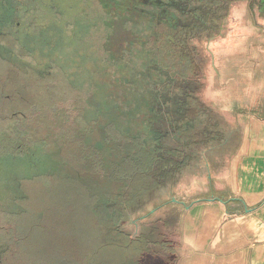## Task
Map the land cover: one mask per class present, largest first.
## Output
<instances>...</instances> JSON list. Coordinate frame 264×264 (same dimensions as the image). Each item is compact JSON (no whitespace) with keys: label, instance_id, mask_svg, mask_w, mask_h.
I'll return each mask as SVG.
<instances>
[{"label":"trees","instance_id":"obj_1","mask_svg":"<svg viewBox=\"0 0 264 264\" xmlns=\"http://www.w3.org/2000/svg\"><path fill=\"white\" fill-rule=\"evenodd\" d=\"M210 2L47 0L28 7L46 31L27 39L36 44L33 69L24 74L11 60L1 68L21 84V103L35 110L18 154L0 155L21 176V211L4 215L24 219L4 264H175L172 241L162 255L120 223L130 205L181 169L160 168L155 123L164 92L193 75L190 7ZM182 110L175 137L204 143L211 110L193 95ZM2 234L10 240L7 229Z\"/></svg>","mask_w":264,"mask_h":264},{"label":"crops","instance_id":"obj_2","mask_svg":"<svg viewBox=\"0 0 264 264\" xmlns=\"http://www.w3.org/2000/svg\"><path fill=\"white\" fill-rule=\"evenodd\" d=\"M190 10L195 68L177 95L209 107L211 137L178 140L175 116L185 111L163 106L155 123L160 168L181 169L125 218L136 210L142 234H154L163 253L172 241L176 264H264V2L211 0Z\"/></svg>","mask_w":264,"mask_h":264},{"label":"rangeland","instance_id":"obj_3","mask_svg":"<svg viewBox=\"0 0 264 264\" xmlns=\"http://www.w3.org/2000/svg\"><path fill=\"white\" fill-rule=\"evenodd\" d=\"M46 3L47 0H0V155L2 152L7 153L12 148L11 152L18 154L16 150H20V141H27L24 131H28V128L32 127L31 118L35 113L33 107L30 108L23 104V102L21 103V97L24 96L21 84H14L13 80L1 72V68H4V60H11L13 67L19 69L24 74L30 73V69H33V62L35 61L33 59L35 58L33 51L36 49V44L30 45L27 39L36 31H43L42 34L46 31L45 28L37 26L35 19L36 11H29V9L36 4V9H41ZM37 11L40 12V10ZM23 37H26L25 40ZM178 85L179 81L174 82L173 86L167 89V92H164L161 96L159 100V114L163 106H167L169 103L170 105L173 103L177 104L182 109L184 101L177 95L179 93ZM85 96H87L86 93ZM25 114H29L26 120L23 118ZM175 117L176 120L180 119V113ZM6 162H8L7 158L3 161L0 160V264L9 261L8 249L14 245L16 246V241L22 236V233L17 231L15 224L24 222V219L12 221L4 215L9 210L12 213L21 211L19 199L22 195L20 190V172L11 166L10 163L6 164ZM8 166H11L12 169ZM151 195L152 192L146 198L151 197ZM139 203L143 204L142 199L133 203V205H130L125 210L120 223L122 229L132 234L133 237L142 234L143 225L140 224V219H135L139 214L135 210L128 218H125V216L130 208H135ZM29 220L31 221V216H29ZM6 229L10 233V240L8 237L3 238L2 233ZM153 238H155L154 234L149 239L152 247L162 255H165V253L161 252L160 245L156 244ZM5 240H8L11 244L9 245L8 241ZM10 252L12 255L16 253L15 250Z\"/></svg>","mask_w":264,"mask_h":264},{"label":"water","instance_id":"obj_4","mask_svg":"<svg viewBox=\"0 0 264 264\" xmlns=\"http://www.w3.org/2000/svg\"><path fill=\"white\" fill-rule=\"evenodd\" d=\"M262 2H264V0H262Z\"/></svg>","mask_w":264,"mask_h":264}]
</instances>
